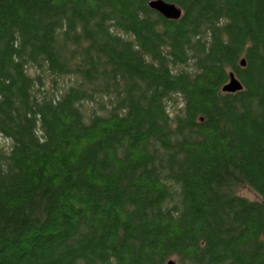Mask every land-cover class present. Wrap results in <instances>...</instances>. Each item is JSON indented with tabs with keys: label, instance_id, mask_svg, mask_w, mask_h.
<instances>
[{
	"label": "trees",
	"instance_id": "trees-1",
	"mask_svg": "<svg viewBox=\"0 0 264 264\" xmlns=\"http://www.w3.org/2000/svg\"><path fill=\"white\" fill-rule=\"evenodd\" d=\"M150 1L0 0V264H264V0Z\"/></svg>",
	"mask_w": 264,
	"mask_h": 264
},
{
	"label": "water",
	"instance_id": "water-1",
	"mask_svg": "<svg viewBox=\"0 0 264 264\" xmlns=\"http://www.w3.org/2000/svg\"><path fill=\"white\" fill-rule=\"evenodd\" d=\"M149 5L153 9L159 11L164 17L168 19H178L182 15L181 8H179L173 2H168L166 0H151L149 2ZM245 64H246V61L245 59H243L241 61V65L245 66ZM242 89H243L242 83L238 80L236 75L233 72H231L230 77H229V82L223 86L222 90L224 92L232 93V92H236ZM169 264H174V262L170 261Z\"/></svg>",
	"mask_w": 264,
	"mask_h": 264
},
{
	"label": "rangeland",
	"instance_id": "rangeland-1",
	"mask_svg": "<svg viewBox=\"0 0 264 264\" xmlns=\"http://www.w3.org/2000/svg\"><path fill=\"white\" fill-rule=\"evenodd\" d=\"M0 135H2V134H0ZM3 136V135H2ZM2 136H0V146H2V145H4V146H9L10 145V143L12 144V139H10V138H7V137H5V136H3V137H5V138H3ZM7 138V139H6ZM10 140V141H9ZM238 192L241 194V195H243V196H245V197H247V198H249V199H256L257 198V195H256V193L255 192H253L252 190H250V189H248V188H240L239 190H238Z\"/></svg>",
	"mask_w": 264,
	"mask_h": 264
},
{
	"label": "bare ground",
	"instance_id": "bare-ground-1",
	"mask_svg": "<svg viewBox=\"0 0 264 264\" xmlns=\"http://www.w3.org/2000/svg\"><path fill=\"white\" fill-rule=\"evenodd\" d=\"M150 6V5H149ZM150 8H152L151 6H150ZM153 9V8H152ZM153 10H155V9H153ZM182 10V9H181ZM157 11V10H156ZM157 12H159V11H157ZM160 13V12H159ZM161 14V13H160ZM162 15V14H161ZM182 16V15H181ZM166 18V17H165ZM168 19V18H167ZM179 19V18H178ZM239 80V79H238ZM240 81V80H239ZM229 82V81H228ZM227 82V83H228ZM223 91V90H222Z\"/></svg>",
	"mask_w": 264,
	"mask_h": 264
}]
</instances>
